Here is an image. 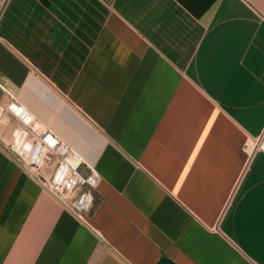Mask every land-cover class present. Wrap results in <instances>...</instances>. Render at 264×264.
Returning <instances> with one entry per match:
<instances>
[{
    "label": "crops",
    "instance_id": "1",
    "mask_svg": "<svg viewBox=\"0 0 264 264\" xmlns=\"http://www.w3.org/2000/svg\"><path fill=\"white\" fill-rule=\"evenodd\" d=\"M2 1L0 100L99 183L80 221L0 142V264H264V0Z\"/></svg>",
    "mask_w": 264,
    "mask_h": 264
},
{
    "label": "built area",
    "instance_id": "2",
    "mask_svg": "<svg viewBox=\"0 0 264 264\" xmlns=\"http://www.w3.org/2000/svg\"><path fill=\"white\" fill-rule=\"evenodd\" d=\"M2 4L0 0V14ZM8 97L5 103L0 100V124L6 115H10L16 126L11 132L10 142H5L0 136L6 152L65 210L85 221V216L95 205L99 175L94 168H90L88 175H82L81 157L43 126L15 96L8 93ZM256 151L264 152V131L259 137H247L245 140L244 152L252 155ZM51 164H54L53 172L48 176L44 169Z\"/></svg>",
    "mask_w": 264,
    "mask_h": 264
},
{
    "label": "rangeland",
    "instance_id": "3",
    "mask_svg": "<svg viewBox=\"0 0 264 264\" xmlns=\"http://www.w3.org/2000/svg\"><path fill=\"white\" fill-rule=\"evenodd\" d=\"M12 131V127L10 128V132Z\"/></svg>",
    "mask_w": 264,
    "mask_h": 264
}]
</instances>
